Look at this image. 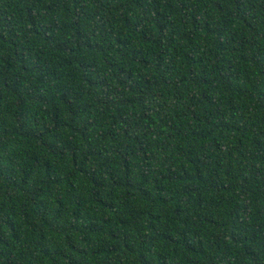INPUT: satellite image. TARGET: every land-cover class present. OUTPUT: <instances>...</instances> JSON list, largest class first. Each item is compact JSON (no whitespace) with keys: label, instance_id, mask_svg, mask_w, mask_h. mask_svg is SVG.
I'll list each match as a JSON object with an SVG mask.
<instances>
[{"label":"trees","instance_id":"1","mask_svg":"<svg viewBox=\"0 0 264 264\" xmlns=\"http://www.w3.org/2000/svg\"><path fill=\"white\" fill-rule=\"evenodd\" d=\"M0 264H264V0H0Z\"/></svg>","mask_w":264,"mask_h":264}]
</instances>
